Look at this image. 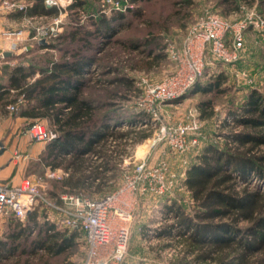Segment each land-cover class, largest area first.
I'll use <instances>...</instances> for the list:
<instances>
[{"label": "trees", "instance_id": "1", "mask_svg": "<svg viewBox=\"0 0 264 264\" xmlns=\"http://www.w3.org/2000/svg\"><path fill=\"white\" fill-rule=\"evenodd\" d=\"M32 1L18 14L57 16V8L45 7L42 0ZM137 1L140 0H129ZM84 4L74 0L67 7L65 31L51 43L33 45L36 50L59 52L58 58L40 57L28 60L27 65H15L0 84V113L21 98L24 106L19 116L27 119L28 129L36 123L47 124L54 138L39 155L38 164L42 169L59 170L66 175L57 181L60 192L81 196L100 194L115 176L125 148L148 137L143 130H135L142 123V116H127L115 101L126 100V94L134 91L132 79L121 75L116 66L102 67L101 55L95 54L108 44H115L127 54L152 56L158 52L150 61L164 58L155 39L140 44L118 40L108 43L126 15H140L139 8L114 11L105 17L84 11ZM188 5L190 1L185 0L179 7ZM140 46L144 50L137 52ZM95 67L100 73L93 76L91 70ZM108 75L113 77L100 79ZM225 80L222 70L211 75L205 84L198 80L186 94L223 93ZM197 107L203 113L211 108V103L205 101ZM233 122L239 129L224 137L230 146L222 150L207 145L185 171L182 183L191 194L193 215L185 214L172 203L164 211L165 215L172 214V224L152 231L158 238L181 240L183 255L192 257L195 264H264V93L250 91ZM121 125L126 128L119 129ZM55 194L51 198L58 199ZM25 218V223L8 221L5 239L0 241V262L19 249L18 239L26 240L34 230L39 238L31 241V250L45 247L55 257L75 245L76 233L69 232L60 241L59 234L53 233L55 243H47L55 225L46 221L40 224L36 211L27 213Z\"/></svg>", "mask_w": 264, "mask_h": 264}, {"label": "rangeland", "instance_id": "2", "mask_svg": "<svg viewBox=\"0 0 264 264\" xmlns=\"http://www.w3.org/2000/svg\"><path fill=\"white\" fill-rule=\"evenodd\" d=\"M73 1L60 0L66 12L67 7ZM82 1L85 3L84 11L89 13L99 11L101 0ZM117 1L122 6L125 5V0ZM126 1L128 8L132 10L139 8L140 15L137 17L126 15L123 22L116 26L117 32L108 40V43L118 40L140 44L146 39H155L162 47V53L168 43L179 46L186 37L189 27L206 13L215 14L230 23H236L246 15L264 11V0H189L190 5L187 7H179L180 2L185 0H140L136 3ZM21 2L25 7L33 4L32 0H21ZM111 14L112 12L103 15L109 17ZM82 15L85 19V13ZM32 17H34L31 18L33 24L42 23L44 25L49 24L54 18L52 16ZM62 22V30L58 35L65 31L66 16ZM16 26L8 20L5 13L0 12L1 29H15ZM0 39V84L6 81V73L15 65H27L28 60L40 57L52 56L56 59L60 55L55 50H36L30 43L31 45L27 46L28 50L33 47L30 53L24 52L20 56L5 57L7 52L5 42L2 38ZM143 50L144 48L140 46L137 52ZM10 53L15 54L16 52ZM156 53L158 52L154 51L152 56ZM98 55L102 57L100 62L102 67L116 66L121 75L132 79L134 91L126 94V100L115 101L127 116L138 114L142 116L139 119L142 123L135 130H143L148 137L125 148L120 156L119 164L116 165L115 176L107 182L100 194L93 192L83 195L98 198L107 194H118L123 202L131 203L130 220L127 223L129 237L125 255L119 264H183L188 262L195 264L192 262V257L183 255L184 244L181 240L175 237L158 238L152 231L172 224L174 219L172 214H164L165 207L172 203L179 206L185 214L193 215L195 208L191 194L182 183L185 171L196 162V157L207 145L222 150L229 147L230 141L224 137L239 129L234 124L233 118L237 115L249 92L255 90L264 93V32L249 30L245 33L244 48L239 61L234 65L224 66L215 63L212 66H206L203 76L199 79L200 83L205 84L211 75L223 70L226 78L221 86V89H225L223 93L191 92L186 94V92L166 102H160L154 98L157 91L151 93L152 89L167 83L174 77L177 78L179 73L180 69L166 58L165 53L162 60L150 61L152 56H146L147 53L127 54L119 45L108 44L102 52L95 54V57ZM91 71L93 76L100 73L97 67ZM111 77L113 76L108 75L100 79ZM108 89L110 87L106 88ZM205 101H210L211 108H206L201 113L197 105ZM21 108L22 105L16 113L7 110L5 113H0V141L10 136L11 141L13 139L16 141L18 155L24 156L25 153L30 152L24 164L15 166L18 168H15V171L20 170L19 180L12 182L9 179L6 182L13 187L26 186L27 181L38 184L42 194L48 199L53 197L52 193H56L55 195L59 197L71 195L60 192L58 179L45 177L46 171L44 172L38 164L39 155L43 153L48 142L32 143L27 137L24 139L28 141L24 142L23 137L21 138V134L27 133L29 127L28 122L18 117ZM40 124L49 130L45 122ZM142 163L143 170L137 173L136 167ZM159 176H163L169 184L165 195L157 196L150 191L144 192L143 189L149 190L150 188L149 180L154 181L151 185L154 187L156 177ZM131 184L134 188L130 186ZM43 209L48 211L44 207ZM49 215L51 216L46 221V216L42 213L38 222L42 224L46 221L50 224L56 219V215L54 213H49ZM25 219L22 223H25ZM7 223L0 222V241L5 239ZM112 225L116 226V223L113 222ZM36 232L37 230H34L26 240L23 237L18 239L23 247L20 246L16 252H11L0 264H81L85 254L81 236H76L74 246L61 255L53 257L45 250V247L31 250L33 247L31 241L39 238ZM53 233L59 234L58 241L69 235L67 230L55 226L49 234L51 237L47 239L49 244L56 240L52 237Z\"/></svg>", "mask_w": 264, "mask_h": 264}, {"label": "built area", "instance_id": "3", "mask_svg": "<svg viewBox=\"0 0 264 264\" xmlns=\"http://www.w3.org/2000/svg\"><path fill=\"white\" fill-rule=\"evenodd\" d=\"M45 7H55L59 11L58 17L49 24H33L28 22L24 29H0V38L10 42L12 51L22 54L28 51L26 45L20 46L22 33L28 30V40L34 44L48 45L62 30L63 19L66 16L65 8L60 0H42ZM128 3L121 5L117 0H101L99 14H108L128 9ZM25 5L21 0H0V12L9 13L24 11ZM264 32V11L253 12L246 15L236 23L211 13H206L189 27L186 37L179 46L168 43L164 48L166 58L178 67L177 78L151 90L160 102L172 100L188 92L191 87L203 76L206 66L215 63L221 65H234L239 61L244 48L245 33L247 31ZM4 56V55H3ZM182 73V75H181ZM23 105L20 98L6 109L11 113L18 112ZM121 125L119 129H125ZM28 136L34 142H49L54 138L51 131L40 123L32 125ZM14 159L20 161V155L15 154ZM23 160V159H22ZM125 163V161H123ZM143 163L136 167V172L143 170ZM45 177L60 179L66 176L56 170L45 172ZM149 178L152 177L149 175ZM149 180V190L157 196L165 195L169 184L163 176L156 177L155 186ZM131 187L134 186L131 184ZM38 184L26 182V186H11L9 183H0V221L16 219L23 222L27 213L39 207L53 210L57 218L51 221L56 227L67 230L69 233L81 234L85 246V256L81 264H119L125 255L129 237L128 222L130 220V205L120 199L118 194H107L92 198L81 195H62L60 204H55L46 198ZM130 207V209H129ZM49 220V219H47ZM46 220V221H47ZM116 223L113 226L112 223Z\"/></svg>", "mask_w": 264, "mask_h": 264}, {"label": "crops", "instance_id": "4", "mask_svg": "<svg viewBox=\"0 0 264 264\" xmlns=\"http://www.w3.org/2000/svg\"><path fill=\"white\" fill-rule=\"evenodd\" d=\"M18 13H19V11L9 12V13H5V14L7 15V18H8V20L11 23H15L17 25L15 29H19V28L24 29V27L27 25V23L31 22V18L33 19L34 17H29V16H27L25 14H18ZM58 15H59V12H58L57 16H55V17H58ZM36 17L38 18V16H35V18ZM39 17L41 18L42 16H39ZM28 33L29 32H28L27 29L25 31H23V33H22V40L23 41L21 42L20 46H22V45L29 46V45L32 44V42L28 40ZM4 42H5L4 44H5V48H6V51H7L5 53V57L20 56L21 55V54H17V53H15V54L14 53H10V52H12L11 43L7 42V41H4ZM13 52H15V51H13ZM21 59H23L22 56H21ZM18 117L21 120H23L24 122H28L27 119H25L24 117L19 116V114H18ZM21 135H22L21 138L23 137V141L24 142H27L29 140L32 143H36L33 140H31L29 136H27L28 135L27 133H24V134L22 133ZM24 137H27L28 140L24 139ZM10 141H11L10 140V136L7 137L5 140H1L0 141V144L2 145V152L0 154V183H7L6 181L9 180V179H10L9 181H12V182L19 180V171L20 170L15 171V168H17L15 166L20 165V164H24V162L27 160V158L30 155V152H27V153L24 154V156L20 155V157L23 160L22 159L20 161L15 160L14 159V155L18 154V151L16 150V148H17L16 141L14 139L11 142ZM43 170L45 172L47 169L45 168ZM50 201L52 203H55V204H60L59 198L58 199L51 198ZM35 211L37 212L39 217L43 213V216H46L45 220L49 219V216H51V215H49V213H54V215H56L55 218H57L56 212H54L53 210H50V209L47 211V210L43 209V207H39ZM9 220L0 221V222H4L5 223V222H8ZM76 236H81V234H77L76 233ZM84 256H85V254H84ZM81 263H82V261H81Z\"/></svg>", "mask_w": 264, "mask_h": 264}, {"label": "water", "instance_id": "5", "mask_svg": "<svg viewBox=\"0 0 264 264\" xmlns=\"http://www.w3.org/2000/svg\"><path fill=\"white\" fill-rule=\"evenodd\" d=\"M40 44L44 45V42H43V41H41V43H40ZM1 152H2V145L0 144V154H1Z\"/></svg>", "mask_w": 264, "mask_h": 264}]
</instances>
